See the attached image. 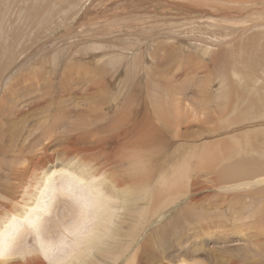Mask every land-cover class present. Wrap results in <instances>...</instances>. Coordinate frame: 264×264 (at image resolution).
<instances>
[{
  "label": "bare ground",
  "instance_id": "6f19581e",
  "mask_svg": "<svg viewBox=\"0 0 264 264\" xmlns=\"http://www.w3.org/2000/svg\"><path fill=\"white\" fill-rule=\"evenodd\" d=\"M47 58H32L31 71L23 58L22 67L14 65L0 83V264H169L164 258L172 250L181 256L178 264H210L194 259L198 247L185 250L183 242L204 231L211 239L215 232L223 237L227 224H234L236 236L249 237L246 229L256 228L264 211L249 219L227 204L233 192H263L256 187H264V167L231 164L236 152L226 135L194 139V98L196 113L186 104L185 89L174 87L173 74L168 78L160 67L163 58L156 64L166 77L156 80L172 85L169 106L166 87H157L148 70L149 99L141 94L134 84L140 65L120 87L113 77L129 69L124 57L95 67L69 57L56 73L48 71ZM226 111L222 119L198 117L200 127L215 131L229 121ZM237 141L236 147L242 145ZM214 193L221 195L216 205L205 204ZM259 240L245 243L239 259L225 258L227 250L224 257L209 254L214 264H264V242L249 245ZM250 254L255 260L248 262Z\"/></svg>",
  "mask_w": 264,
  "mask_h": 264
},
{
  "label": "rangeland",
  "instance_id": "374dc122",
  "mask_svg": "<svg viewBox=\"0 0 264 264\" xmlns=\"http://www.w3.org/2000/svg\"><path fill=\"white\" fill-rule=\"evenodd\" d=\"M37 56L48 57L50 67L47 69L50 73L61 71L74 57L93 67L124 57L129 69L126 72L117 71V76L113 77L116 82L120 79V87L122 84L125 88L124 77L128 76L130 69H137L135 65H140L135 72V80L140 81L134 84L137 82L141 94L149 99L145 85L148 70L150 76L153 73L151 77L157 87L161 90L166 87L163 100L169 106V92L173 91V87L171 84L167 86L165 79L156 80L157 76L166 77L162 68L168 78L173 74L171 81L174 87L185 89L186 104H189L192 113H196L197 109L198 131L194 139L200 142L217 141L219 136L226 135L231 152H236L234 155L237 157L231 156V164H243V169L264 167V0H0V83L8 78L6 73L14 65L16 68L22 67L23 58H27V70H33L29 64ZM160 57L163 60L161 68H158L156 62ZM57 58L58 62H51L57 61ZM204 89L211 94L218 110L211 105ZM3 90L0 84V100ZM191 98H194L196 109ZM149 101L155 107V103ZM224 111L229 121L220 122L215 131L200 127L198 117L204 119L206 115H211L222 119ZM225 131L228 133L225 134ZM237 140L242 145L236 147ZM233 193L227 205L235 211L249 213V219L264 211V191L258 192L256 197L254 194L252 196V192H244L245 195L243 192ZM213 195L205 204L216 205V199L221 195ZM222 213L221 217L225 212ZM232 221L229 219L227 222ZM226 226L223 231L220 230L223 227L219 228L223 237H218L215 232L216 238L211 239L204 231L194 241L193 238L185 240L182 248L186 250L191 246L188 250L195 251L198 247V258L194 259L200 261L202 257L201 262L214 264L217 254L224 257L226 250L225 258L239 259L237 256L243 254L245 243L259 237L258 242L249 245L264 242V212L256 228L244 230L247 233L245 236L249 235L247 239L236 236L234 224ZM148 227L154 228L151 225ZM209 229L215 231L218 226H209ZM225 235L231 238L226 239ZM190 240L195 243L192 244ZM201 244L210 250L203 249L205 247ZM199 248H202L200 253ZM202 250L206 251L202 253ZM172 251L164 260L169 264H178L181 256L178 251ZM261 257L264 258V255ZM249 259L248 262L255 260L252 254ZM262 263L259 260L255 262Z\"/></svg>",
  "mask_w": 264,
  "mask_h": 264
}]
</instances>
